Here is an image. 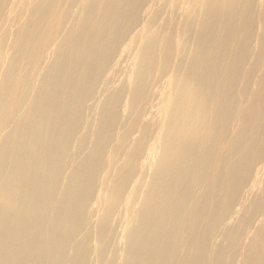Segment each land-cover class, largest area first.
Masks as SVG:
<instances>
[{
  "label": "bare ground",
  "instance_id": "6f19581e",
  "mask_svg": "<svg viewBox=\"0 0 264 264\" xmlns=\"http://www.w3.org/2000/svg\"><path fill=\"white\" fill-rule=\"evenodd\" d=\"M0 264H264V0H0Z\"/></svg>",
  "mask_w": 264,
  "mask_h": 264
}]
</instances>
